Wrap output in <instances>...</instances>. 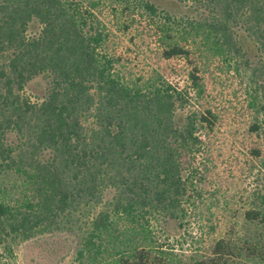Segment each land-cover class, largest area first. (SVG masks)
Instances as JSON below:
<instances>
[{
    "label": "trees",
    "instance_id": "16d2710c",
    "mask_svg": "<svg viewBox=\"0 0 264 264\" xmlns=\"http://www.w3.org/2000/svg\"><path fill=\"white\" fill-rule=\"evenodd\" d=\"M219 74L264 168V0H0V264L264 263V195L187 262L163 239L218 182Z\"/></svg>",
    "mask_w": 264,
    "mask_h": 264
},
{
    "label": "rangeland",
    "instance_id": "374dc122",
    "mask_svg": "<svg viewBox=\"0 0 264 264\" xmlns=\"http://www.w3.org/2000/svg\"><path fill=\"white\" fill-rule=\"evenodd\" d=\"M135 53L142 57L141 48H138ZM209 87L213 88L211 103L220 111L222 117L217 135L218 141L214 142V151L212 152L214 169L211 178L218 182L206 187L207 193L203 196L201 210L203 212L200 213V217L197 214L196 217H190L184 226V231L179 230L174 233L170 232V234L165 232V236H163L164 243L183 263L195 257L194 255H202L208 248L211 239L218 235L219 230L217 233L210 234L205 228L208 222L214 224L223 219L218 206L227 202L229 206L238 209L253 202L257 203L258 197L264 195V168L256 162L246 166V157L241 154L243 142L248 144L250 141L244 136L243 124L246 114L241 89L227 76L221 77L220 83L215 84L214 87L213 85ZM215 149H218L217 153ZM230 216L232 215L227 214V219ZM198 218H202L201 223ZM235 221V231L239 237L245 234L253 236L260 232L259 228L243 223L239 216L235 218ZM199 227H202L204 232H201ZM18 253L26 255L23 249ZM235 263L264 264L258 261H247L243 257L235 260Z\"/></svg>",
    "mask_w": 264,
    "mask_h": 264
}]
</instances>
